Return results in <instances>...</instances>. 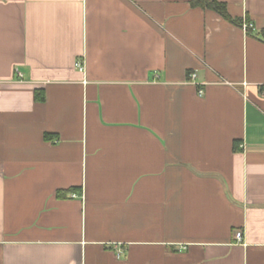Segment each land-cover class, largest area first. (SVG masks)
<instances>
[{"label": "crops", "instance_id": "0c3cea01", "mask_svg": "<svg viewBox=\"0 0 264 264\" xmlns=\"http://www.w3.org/2000/svg\"><path fill=\"white\" fill-rule=\"evenodd\" d=\"M217 1L0 0V264H264V0Z\"/></svg>", "mask_w": 264, "mask_h": 264}, {"label": "trees", "instance_id": "16d2710c", "mask_svg": "<svg viewBox=\"0 0 264 264\" xmlns=\"http://www.w3.org/2000/svg\"><path fill=\"white\" fill-rule=\"evenodd\" d=\"M190 4L193 7L199 6L203 9H212L215 12H217L220 16H222L225 19L231 20L235 24L242 25L241 19H232L226 9V5L223 2H219L217 0H190ZM247 31L250 32V29ZM262 39L264 40V30L261 32ZM41 94L36 91L35 92V100H41L42 96ZM49 134H45L44 138H48Z\"/></svg>", "mask_w": 264, "mask_h": 264}, {"label": "built area", "instance_id": "2783aa9c", "mask_svg": "<svg viewBox=\"0 0 264 264\" xmlns=\"http://www.w3.org/2000/svg\"><path fill=\"white\" fill-rule=\"evenodd\" d=\"M241 27L246 32L248 29L252 28V23H250L248 21H243ZM77 67L79 68V70H82L80 63H77ZM194 77H195L194 74L190 75V78H194ZM199 93H201V91ZM263 95H264V90H263ZM235 237L237 238L238 241H240L241 240V232L237 231L235 234Z\"/></svg>", "mask_w": 264, "mask_h": 264}]
</instances>
